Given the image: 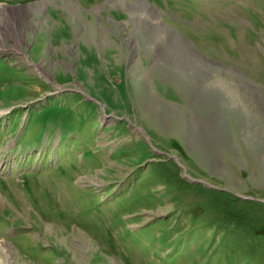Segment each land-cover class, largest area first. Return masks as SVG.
Masks as SVG:
<instances>
[{"label": "rangeland", "instance_id": "rangeland-1", "mask_svg": "<svg viewBox=\"0 0 264 264\" xmlns=\"http://www.w3.org/2000/svg\"><path fill=\"white\" fill-rule=\"evenodd\" d=\"M0 7L3 264H264V0Z\"/></svg>", "mask_w": 264, "mask_h": 264}, {"label": "bare ground", "instance_id": "bare-ground-1", "mask_svg": "<svg viewBox=\"0 0 264 264\" xmlns=\"http://www.w3.org/2000/svg\"><path fill=\"white\" fill-rule=\"evenodd\" d=\"M134 3V2H133ZM136 3V2H135ZM40 5H42V4H39V7H40ZM141 5V4H140ZM135 7V6H134ZM136 8V7H135ZM40 9V8H39ZM38 9V10H39ZM140 10H147L146 8H144L142 5L141 6H139V7H137L136 9H134V11H136V12H138V11H140ZM18 16V15H17ZM147 16H149V15H147ZM23 22L25 21V15H20V16H18ZM134 17V16H133ZM14 18V14H11V12H9L6 8H1L0 7V28L2 27L3 28V26L2 25H5L6 27H8V29H6V31L4 32V31H2L1 29H0V45H3V46H5L6 45V42H8L9 40H11V39H15V43H16V46H19L20 47V49L23 47V41H22V32H24L25 34H26V29L24 30L23 28L21 29L20 27H19V25L17 26V24H15V20L13 19ZM17 19V18H16ZM20 20V21H21ZM19 21V20H18ZM148 22H149V20H148ZM151 30V29H150ZM153 31L154 32H156L155 31V29H153ZM149 33V32H148ZM147 33V34H148ZM156 34V33H155ZM142 35V34H141ZM158 35V34H157ZM153 39H154V37H153ZM161 39V38H160ZM161 41V40H160ZM154 42V41H153ZM162 43V42H161ZM166 43V42H165ZM7 46V45H6ZM148 47H149V45H148ZM176 47V46H175ZM178 47V46H177ZM157 48V47H156ZM160 48V47H159ZM180 48V47H179ZM18 49V48H17ZM16 49V50H17ZM158 49V48H157ZM6 50H8L7 49V47L6 48H3V47H0V52H2V51H6ZM155 51V50H154ZM164 51V50H163ZM183 52H186V51H183ZM182 52V53H183ZM170 53V52H169ZM176 53V52H175ZM163 55V54H162ZM174 56H176V55H174ZM156 57H158V55L156 56ZM173 57V56H172ZM182 57V56H181ZM152 58H153V56H152ZM161 58V57H160ZM162 60H163V58H162ZM168 61V60H167ZM153 62H155V61H153ZM164 62V61H163ZM168 64V63H167ZM169 66V65H168ZM162 67H164V65H162ZM173 68V67H172ZM166 70H168L170 73L169 74H171V75H169L170 77H172L173 78V80H174V82H176L177 83V85L178 86H181L182 84H187L186 82H183L182 81V79L181 78H179V72L178 71H173V69L171 70V69H168V68H165ZM196 69V68H195ZM161 70V69H160ZM192 71V70H191ZM193 72V71H192ZM165 73V72H164ZM194 73V72H193ZM208 75V74H207ZM205 76V75H204ZM198 78V77H197ZM203 78V77H202ZM240 78H242L241 76H240ZM199 79V78H198ZM197 79V80H198ZM172 80V79H171ZM172 80V81H173ZM239 81V80H238ZM244 81V80H243ZM192 83V82H191ZM222 83V82H221ZM194 84V83H193ZM187 85H190V84H187ZM186 85V86H187ZM191 86V85H190ZM194 86V88H195V90L197 91V92H200V91H202L203 89H202V84L200 83V84H196V85H193ZM240 86V85H239ZM189 87V86H188ZM227 88V87H226ZM140 89H142V85H141V87H140ZM237 90V89H236ZM182 91H184V90H182ZM194 94V93H193ZM193 94H192V91H191V94L189 95V96H187V97H189V98H192V96H193ZM210 95H211V93H210ZM186 97V96H185ZM189 100V99H188ZM211 105L210 106H213L212 105V103H210ZM215 107V106H214ZM182 125V124H181ZM180 125V126H181ZM182 127V126H181ZM188 129H189V125H188ZM181 131V130H180ZM183 131V130H182ZM181 131V132H182ZM199 131V130H198ZM205 131V130H204ZM184 133H185V131H184ZM190 135V134H189ZM186 138V137H185ZM200 138V137H199ZM0 264H3V262H2V260L0 261Z\"/></svg>", "mask_w": 264, "mask_h": 264}, {"label": "trees", "instance_id": "trees-1", "mask_svg": "<svg viewBox=\"0 0 264 264\" xmlns=\"http://www.w3.org/2000/svg\"><path fill=\"white\" fill-rule=\"evenodd\" d=\"M227 200H229L227 198ZM233 202H241V203H245V204H256L259 206V208H264V202L262 201H257L255 199H242L241 197H234L232 196L231 199H230V203H233ZM217 208V207H216ZM219 209V208H217Z\"/></svg>", "mask_w": 264, "mask_h": 264}]
</instances>
